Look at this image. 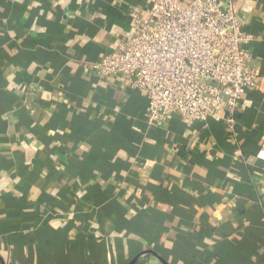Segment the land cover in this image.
<instances>
[{"label": "crops", "instance_id": "obj_1", "mask_svg": "<svg viewBox=\"0 0 264 264\" xmlns=\"http://www.w3.org/2000/svg\"><path fill=\"white\" fill-rule=\"evenodd\" d=\"M151 3L0 0V264H264V0L236 139L95 75Z\"/></svg>", "mask_w": 264, "mask_h": 264}, {"label": "built area", "instance_id": "obj_2", "mask_svg": "<svg viewBox=\"0 0 264 264\" xmlns=\"http://www.w3.org/2000/svg\"><path fill=\"white\" fill-rule=\"evenodd\" d=\"M235 6V0H152L144 17L133 15L131 35L93 71L142 91L150 123L170 114L187 127L207 128L213 120L236 139L241 102L259 88L260 76Z\"/></svg>", "mask_w": 264, "mask_h": 264}]
</instances>
